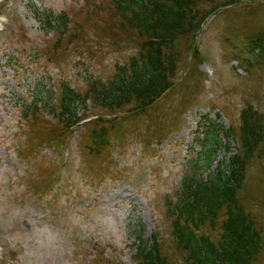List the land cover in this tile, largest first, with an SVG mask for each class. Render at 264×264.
Returning a JSON list of instances; mask_svg holds the SVG:
<instances>
[{"label": "rangeland", "instance_id": "1", "mask_svg": "<svg viewBox=\"0 0 264 264\" xmlns=\"http://www.w3.org/2000/svg\"><path fill=\"white\" fill-rule=\"evenodd\" d=\"M234 1L209 17L198 33L202 62L189 68L191 59L181 48L180 84L157 110L137 119L119 112L104 171L83 153L82 133L99 112L92 102L74 103L76 115L86 118L65 129L61 139L62 88L82 96L94 81L109 80L136 51V43L124 38L112 44L92 21L82 35H72L90 10L86 0H0V264H137L139 225L145 240L154 232L167 237L165 200L174 196L182 175L195 170L205 178L236 153V138L219 129L238 126L246 101L264 117V53L249 41L256 33L264 35V0ZM63 12L66 33L58 43L47 16ZM8 56L16 59L11 67L5 65ZM34 100L39 121L61 146L44 144L22 157L19 148L28 136L23 112L29 113ZM184 103L188 106L180 114ZM212 126L215 133L208 131ZM207 136L221 141L209 166ZM224 143L230 144L228 151ZM254 158L242 196L250 200L248 208L260 211L264 152ZM52 163L57 165L53 174ZM255 264H264V251Z\"/></svg>", "mask_w": 264, "mask_h": 264}, {"label": "trees", "instance_id": "2", "mask_svg": "<svg viewBox=\"0 0 264 264\" xmlns=\"http://www.w3.org/2000/svg\"><path fill=\"white\" fill-rule=\"evenodd\" d=\"M209 1L86 0L85 5L90 10L83 21L76 22L72 35H82L85 24L92 21L96 32L110 38V43L119 45L127 38L136 43L137 49L129 55L126 64L117 67L109 80L94 81L82 96L74 89L63 86L57 113L58 121L63 124L59 128L62 129L60 133H63L61 139L71 126L86 118L76 115L74 103L92 102L99 112L96 120L88 122L93 124L82 133L83 153L86 152L91 164L107 171L104 163L111 161L109 149L112 136L116 139L111 130L114 121L119 119V112H128L130 118L137 119L151 110H157L165 96L180 84L176 76L181 48H184L185 56L191 59L189 68L202 62L196 42L202 24L219 7L235 3L234 0H225L206 5ZM99 15L104 16L102 21ZM47 24L56 26V42L59 43L66 33V14L47 16ZM249 41L252 48L257 46L264 53L263 34L256 33ZM15 62L16 59L8 56L5 65L11 67ZM185 104L179 106L180 114L188 106ZM36 111L34 100L29 113L27 110L23 112L28 136L26 145L19 148L20 156L24 154L27 157L28 153L44 144L56 148L61 146L58 144L60 139L53 140L50 129L39 121ZM51 113L54 114V111ZM239 118L236 128L229 126L219 129L222 135L236 138V153L228 160H220L215 171L205 178L197 176L195 170L185 172L174 196L166 197L164 219L167 221V237L154 232L149 240H145L142 237V225L138 226L134 254L137 264L257 262L264 251V221L260 218L264 217V203L259 205L260 211H253L248 208L250 200L243 198L242 191L247 167L255 156L264 152L261 148L264 143V117L251 102L246 101L240 109ZM215 130V126L208 129L212 133ZM207 141H211L205 152V161L209 166L215 151L221 147V141L214 136L212 139L207 136ZM223 147L228 151L230 144L224 143ZM56 168L57 165L52 163L49 172H54ZM33 186L38 188V184ZM216 229L218 238L214 239L212 232ZM166 240L169 244H164Z\"/></svg>", "mask_w": 264, "mask_h": 264}]
</instances>
